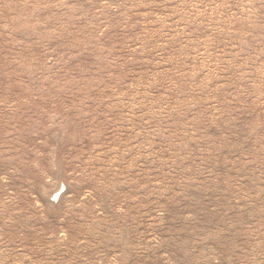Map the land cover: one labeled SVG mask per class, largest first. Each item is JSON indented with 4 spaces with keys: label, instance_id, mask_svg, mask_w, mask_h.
Wrapping results in <instances>:
<instances>
[{
    "label": "rangeland",
    "instance_id": "374dc122",
    "mask_svg": "<svg viewBox=\"0 0 264 264\" xmlns=\"http://www.w3.org/2000/svg\"><path fill=\"white\" fill-rule=\"evenodd\" d=\"M0 264H264V0H0Z\"/></svg>",
    "mask_w": 264,
    "mask_h": 264
}]
</instances>
